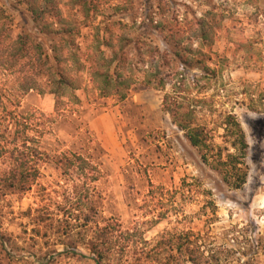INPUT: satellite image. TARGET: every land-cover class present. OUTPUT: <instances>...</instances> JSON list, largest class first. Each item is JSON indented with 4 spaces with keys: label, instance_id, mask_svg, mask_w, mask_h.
<instances>
[{
    "label": "trees",
    "instance_id": "16d2710c",
    "mask_svg": "<svg viewBox=\"0 0 264 264\" xmlns=\"http://www.w3.org/2000/svg\"><path fill=\"white\" fill-rule=\"evenodd\" d=\"M157 3V10L147 9L141 16L133 12L132 25L114 21L85 25L93 37L86 52L79 42L83 27L65 18L58 0H26L39 37L26 32L15 35V21L0 7V67L5 74L19 77L17 88L22 93L53 95L56 112L63 111V116L65 99L81 103L76 91L81 89L78 74L83 72L104 99L123 102L139 84L165 92L163 111L199 151L203 164L218 172L229 188L241 190L248 181L249 150L242 125L232 112L225 114L223 125L230 146L222 147L212 144L208 127L198 118L199 111L212 107L215 100L214 95H207L220 70L211 66L212 58L204 49L211 50L222 22H216L210 13L190 18L178 10L174 0ZM103 4V0H74L86 19L101 13ZM115 26H120L118 32ZM239 43L234 60L245 49L244 62L264 64L260 40ZM234 62L225 59L222 69ZM258 99L251 96L250 104L242 105L264 114V93ZM6 100L0 93V204L35 191L40 200L25 213L35 234L34 244L3 230L0 221V264H62L61 258H87L94 264H224L223 249L211 248L192 231H165L147 240L143 226L171 219L176 209L162 187L150 183L148 197L162 204L156 209L160 212L150 211L151 221L126 228L117 216H107L99 189L105 178L103 164L95 162L90 153L100 152V147L86 146V153L69 150L52 156L41 146L47 128L34 126L33 117L20 114L17 108L16 112L10 110V100ZM50 165L60 179L49 191L41 182ZM184 193L194 197L200 191ZM49 233L59 237L63 251L49 245Z\"/></svg>",
    "mask_w": 264,
    "mask_h": 264
},
{
    "label": "rangeland",
    "instance_id": "374dc122",
    "mask_svg": "<svg viewBox=\"0 0 264 264\" xmlns=\"http://www.w3.org/2000/svg\"><path fill=\"white\" fill-rule=\"evenodd\" d=\"M58 1L65 18L83 27L79 39L83 52L93 40L91 29L85 25L98 26L112 21L132 25L133 12L138 11L141 16L147 9L158 8L157 0H103L101 13L86 19L74 0ZM174 1L178 10L190 18L193 14L202 17L210 13L216 22H222L213 47L204 49L212 58L211 66L217 65L220 70L207 95L208 98L214 95L215 100L212 107L204 106L199 111L198 118L208 127L212 144L227 147L230 139L225 137V114L236 115L249 144L248 181L243 189L232 190L218 172L203 164L199 151L163 111V91L139 84L123 102L104 99L83 72L78 74L81 89L76 91L81 103L75 105L65 99L63 116V111L56 112L53 95L38 91L22 93L17 88L19 77L5 74L0 67V93L7 98L6 102L10 100L7 103L10 110L16 112L17 108L20 114L33 117L34 126L47 128L41 146L52 156L69 150L86 153V146L100 147V152L90 153L94 154L95 162L103 164L105 178L99 189L107 216H117L126 228L151 221L150 211L160 212L162 208L161 203L148 197L151 183L164 188L176 209L171 219L155 226L151 223L143 226L147 240H154L165 231H192L204 238L211 248L223 249L224 264H264V114L242 105L250 104L251 96L259 100L264 93V64L244 62L245 49L234 60L237 43L250 38L263 43L259 48L264 53V0ZM0 7L15 21V35L26 32L39 37L26 0H0ZM132 7L133 11L126 12ZM119 29L120 26L114 28L115 32ZM157 42L165 48L160 40ZM225 59L235 62L223 70ZM234 152L231 149V153ZM59 179V172L50 165L41 183L50 191L51 185ZM184 190L200 193L193 197ZM39 194L35 191L22 197L13 196L0 204L2 229L21 242L34 244L35 234L28 226L25 213L36 207ZM49 234V245L63 251L59 237ZM59 260L62 264H94L87 258Z\"/></svg>",
    "mask_w": 264,
    "mask_h": 264
}]
</instances>
